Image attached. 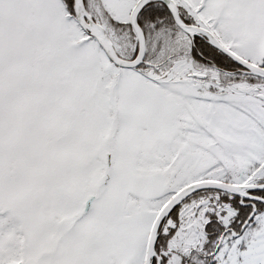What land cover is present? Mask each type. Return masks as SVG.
<instances>
[{
    "label": "snow or ice",
    "instance_id": "6c2138e0",
    "mask_svg": "<svg viewBox=\"0 0 264 264\" xmlns=\"http://www.w3.org/2000/svg\"><path fill=\"white\" fill-rule=\"evenodd\" d=\"M0 264H264V0H0Z\"/></svg>",
    "mask_w": 264,
    "mask_h": 264
}]
</instances>
